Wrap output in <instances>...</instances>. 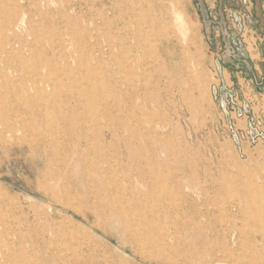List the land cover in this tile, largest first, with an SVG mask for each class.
I'll use <instances>...</instances> for the list:
<instances>
[{
    "label": "rangeland",
    "instance_id": "rangeland-1",
    "mask_svg": "<svg viewBox=\"0 0 264 264\" xmlns=\"http://www.w3.org/2000/svg\"><path fill=\"white\" fill-rule=\"evenodd\" d=\"M251 18L264 26V0H0V32L17 25L19 39L11 51L0 33L5 116L22 110L23 89L40 88L47 112L88 94L92 117L87 146L67 140L54 116L51 128L33 116L41 129L18 131L0 149V264H167L141 259L122 236L48 202L40 172L67 156V166H116L117 178L141 166L160 229L148 250L170 264H208L219 253L224 264L226 240L233 257L264 264V27ZM106 125L116 136L99 164L103 154L92 148ZM48 136L58 147L37 162L27 143L41 137L43 149Z\"/></svg>",
    "mask_w": 264,
    "mask_h": 264
},
{
    "label": "bare ground",
    "instance_id": "bare-ground-1",
    "mask_svg": "<svg viewBox=\"0 0 264 264\" xmlns=\"http://www.w3.org/2000/svg\"><path fill=\"white\" fill-rule=\"evenodd\" d=\"M5 28L3 29L7 30L9 33L6 35L0 32L2 36L1 39L6 45L10 46V49L12 51V45L17 40H19L17 39L18 37L16 34L17 25L7 24ZM136 37L137 36H134L135 39ZM137 41L141 45L142 39H138ZM115 62L118 63V61ZM119 69L120 67L118 66V64H116V69L113 71L114 78L116 74H118V72L122 71L121 69L119 71ZM69 73L72 74L73 72ZM85 77L87 80H91L89 74H86ZM87 80L85 81L87 82ZM13 81L14 80H12L11 82ZM89 83L90 82H88V84ZM91 86L94 87L90 88H95V83L93 82ZM82 93L78 95L74 93L76 96H72L73 99H75L73 104H71V101L70 103L67 101L69 104H66L64 108L62 107L60 111L56 110V112H47V109L49 107L48 103L50 101L48 102V94H46L45 91L40 88H35V92L30 94L28 90L23 89V91L18 94V100L21 101L22 110L17 109L15 112L11 110L13 112L11 117L5 116L4 112L6 113V111H4V108H6L8 104H6V107L2 105V102L4 100L2 101L1 97L0 149L5 148L8 144L11 145L12 143H14L15 140H17V136L15 137V135L18 131H39L41 129L39 122L36 121L33 125L30 124V120H32L33 116L47 122L48 128H51L52 125H50V121L54 116L53 121L55 119L58 123L60 122L67 125V140H70V142H74L76 146H79L81 143H83L85 146L90 144L88 132L91 128L90 126L88 127L86 119H92L91 115L89 114L91 113V110L83 104L89 100L90 96L88 97V94ZM54 99L56 98H53V100ZM9 105L11 104L9 103ZM86 105L89 106V104L87 103ZM114 105H117L116 102L114 103ZM26 121L29 122L26 123ZM74 121L77 122L76 127L71 126L72 122ZM18 122H20V125L18 124ZM55 129H57V127ZM76 131L78 132L76 133ZM97 134L100 136L101 142L100 144L97 143L92 149L95 152L98 151L99 153L103 154L102 156L98 157L99 164H107L108 158H106L104 153L100 152L99 150L103 147H108V145L106 144V142H108V137H110V140L112 141L116 135L114 133V129L108 125H106L105 127H101ZM63 136L65 135L63 134ZM18 139L20 140V138ZM34 140L35 141H33L32 143H27V146L31 152H34L33 159L37 162L43 159L45 153L48 150L50 151L53 148L58 147L56 145L58 143H55L51 136H48L45 143L42 141L43 149L40 148L39 144L42 138L39 137L38 139ZM59 144L62 145L63 143ZM72 153L73 157L71 159L75 160L77 156L76 149L73 150ZM68 160L70 159L67 156L63 162L64 166H43V169L40 172L42 180L39 182V188L41 192L49 197L48 202L52 201L62 203L64 206L70 208L76 215L79 216V218H81V220L87 223L90 227L97 226L98 229L101 230L103 235H114V233H117L118 235L122 236V243L127 244L133 250V253L140 256L141 259L148 260L149 262L158 261L160 263L170 264V259L163 252H159L157 250L158 253L156 252L155 254H153L148 250L149 248L154 247V240L152 236L155 230L158 229L160 231V229L157 225L159 223L155 222L156 218L158 217L156 216V211L150 205L151 200L146 196L143 187L141 186V179L145 178V172L140 169L141 166H138V170L136 169L135 177L133 176V173L128 170V172L121 178H117L119 175L116 166H67V164L69 163L67 162ZM157 194H159V192ZM160 194H162V192H160ZM224 237H226L227 239L230 237L231 239L235 240L234 234L231 235L227 233ZM6 240H8V242L9 240L11 241V239ZM229 245V241L226 240L221 249H218V251L223 253L224 255H226V253L228 254V257L225 258L228 260L223 261L224 264H251V261L248 262V260V263H246L245 256H242L240 258L233 257L232 249H234V246L236 245ZM0 248L2 249V247ZM214 251L215 250H212V252ZM3 254L6 255L5 253ZM3 254L1 255L3 256ZM220 257H223L220 255V253L214 254V256L211 255V260L208 264H213L214 262H217L216 264H220L221 260L219 259L218 261V258ZM10 261L11 260H9V262ZM18 264H20V262Z\"/></svg>",
    "mask_w": 264,
    "mask_h": 264
},
{
    "label": "crops",
    "instance_id": "crops-1",
    "mask_svg": "<svg viewBox=\"0 0 264 264\" xmlns=\"http://www.w3.org/2000/svg\"><path fill=\"white\" fill-rule=\"evenodd\" d=\"M245 2V1H244ZM247 2V1H246ZM251 24L254 26V27H256V28H258L260 31H262L263 30V24H259L258 23V20H254L253 18H251ZM254 68V70H255V73L256 74H258V68H257V65H254L253 64V67H252V69ZM254 73V72H253ZM253 76H255V74L253 75Z\"/></svg>",
    "mask_w": 264,
    "mask_h": 264
},
{
    "label": "flooded vegetation",
    "instance_id": "flooded-vegetation-1",
    "mask_svg": "<svg viewBox=\"0 0 264 264\" xmlns=\"http://www.w3.org/2000/svg\"><path fill=\"white\" fill-rule=\"evenodd\" d=\"M212 22H213V21H209V20H208V22H207V26H208V28L210 27V25H211ZM221 31H222V32H221L222 38L225 39V38L227 37V36H226V32H225L224 30H222V29H221ZM263 48H264V45H263Z\"/></svg>",
    "mask_w": 264,
    "mask_h": 264
},
{
    "label": "built area",
    "instance_id": "built-area-1",
    "mask_svg": "<svg viewBox=\"0 0 264 264\" xmlns=\"http://www.w3.org/2000/svg\"><path fill=\"white\" fill-rule=\"evenodd\" d=\"M263 45H264V43H263Z\"/></svg>",
    "mask_w": 264,
    "mask_h": 264
}]
</instances>
